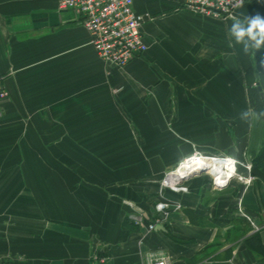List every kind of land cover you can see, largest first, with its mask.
Wrapping results in <instances>:
<instances>
[{"label":"crops","instance_id":"1","mask_svg":"<svg viewBox=\"0 0 264 264\" xmlns=\"http://www.w3.org/2000/svg\"><path fill=\"white\" fill-rule=\"evenodd\" d=\"M180 4L134 0L150 15L148 50L118 68L73 9L0 0L10 92L0 103V264H146L151 253L169 264H264L260 172L248 188L237 179L215 188L206 173L184 191L161 184L194 153L252 161L264 147L249 99L264 49L243 51L230 35L234 18ZM257 15L264 0H245L235 19ZM137 213L165 229L138 225Z\"/></svg>","mask_w":264,"mask_h":264},{"label":"built area","instance_id":"2","mask_svg":"<svg viewBox=\"0 0 264 264\" xmlns=\"http://www.w3.org/2000/svg\"><path fill=\"white\" fill-rule=\"evenodd\" d=\"M180 1V6L184 10L220 20L235 18L238 9L245 2V0ZM57 2L60 9H73L82 16L97 54L109 65L124 68L139 54L148 50L142 29L150 15L138 13L134 8V0H57ZM9 97L10 92L0 76V103ZM240 178L243 179V176ZM172 188L178 191L186 190L183 187ZM167 207H169L167 202H161L157 205V210L163 212ZM133 217L137 224L144 225V217L141 214ZM155 227L156 223H149L146 226L149 231ZM146 264H169V261L162 253H151Z\"/></svg>","mask_w":264,"mask_h":264},{"label":"bare ground","instance_id":"3","mask_svg":"<svg viewBox=\"0 0 264 264\" xmlns=\"http://www.w3.org/2000/svg\"><path fill=\"white\" fill-rule=\"evenodd\" d=\"M196 154V153H195ZM207 170L215 183H227L231 177L238 174V166L233 159L216 155H192L184 159L177 168H173L166 177L164 183L167 186L182 188L180 180ZM182 180V181H183Z\"/></svg>","mask_w":264,"mask_h":264},{"label":"clouds","instance_id":"4","mask_svg":"<svg viewBox=\"0 0 264 264\" xmlns=\"http://www.w3.org/2000/svg\"><path fill=\"white\" fill-rule=\"evenodd\" d=\"M229 31L235 42L242 45L245 53L264 49V17L257 15L246 20L234 18ZM250 116L248 111L240 113V119L245 122Z\"/></svg>","mask_w":264,"mask_h":264},{"label":"rangeland","instance_id":"5","mask_svg":"<svg viewBox=\"0 0 264 264\" xmlns=\"http://www.w3.org/2000/svg\"><path fill=\"white\" fill-rule=\"evenodd\" d=\"M195 154V153H194ZM208 155V154H207ZM216 156L217 155H219V157H222V156H224V157H227V158H229V159H234L235 161H236V163H237V166H238V174H236V176H234V177H231V179L230 180H228V182L227 183H224L223 185H218L217 183H215V181H214V179H213V177L210 175V174H208L210 177H211V179H213V182L215 183V188H224V187H227V186H229L230 185V183H231V180H233V179H237L238 181H240L243 185H244V187H253V186H256L258 183H259V180H260V175H259V172H257L256 170H255V168H254V166H253V164H252V161H249V160H247V159H243V160H240V159H237V158H235V157H232V156H227V155H223V154H215ZM178 167V166H177ZM177 167H175V168H177ZM172 171V170H171ZM169 172V171H168ZM200 173H206L207 174V170H205V171H202V172H200ZM168 174V173H167ZM166 174V175H167ZM196 174H199V173H196ZM196 174H194V175H196ZM166 175H164V177L166 176ZM243 176V179H241L240 177L241 176ZM192 176V175H191ZM191 176H189L188 178H186V179H181L180 180V182L179 183H181V187H183V188H185V189H187V186L185 185V182H186V180L187 179H189ZM163 177V179L161 180V184H162V186L163 187H166V188H168V189H170V190H173V188L171 187V186H167L165 183H164V181H165V178ZM183 180V181H182ZM164 184V185H163ZM182 191H184V190H182ZM164 202H166V201H164ZM163 213V212H162ZM250 215V214H249ZM250 219H251V217H250Z\"/></svg>","mask_w":264,"mask_h":264},{"label":"trees","instance_id":"6","mask_svg":"<svg viewBox=\"0 0 264 264\" xmlns=\"http://www.w3.org/2000/svg\"><path fill=\"white\" fill-rule=\"evenodd\" d=\"M259 86H262V89H259ZM249 99L253 111L264 120V115H262V113H264V68L261 71V81L249 89ZM252 164L255 170L264 176V147L260 153L252 159Z\"/></svg>","mask_w":264,"mask_h":264},{"label":"water","instance_id":"7","mask_svg":"<svg viewBox=\"0 0 264 264\" xmlns=\"http://www.w3.org/2000/svg\"><path fill=\"white\" fill-rule=\"evenodd\" d=\"M259 89H262V86H259ZM202 171H203V170H202ZM202 171H201V172H202ZM187 178H188V177H187ZM156 228H157V229H158V228L165 229V227H164L163 225H157Z\"/></svg>","mask_w":264,"mask_h":264}]
</instances>
